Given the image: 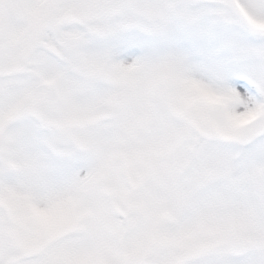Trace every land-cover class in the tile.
I'll use <instances>...</instances> for the list:
<instances>
[{"label": "snow or ice", "instance_id": "snow-or-ice-1", "mask_svg": "<svg viewBox=\"0 0 264 264\" xmlns=\"http://www.w3.org/2000/svg\"><path fill=\"white\" fill-rule=\"evenodd\" d=\"M0 264H264V0H0Z\"/></svg>", "mask_w": 264, "mask_h": 264}]
</instances>
